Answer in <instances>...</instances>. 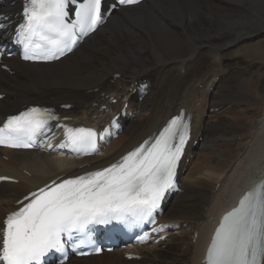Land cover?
<instances>
[{"label": "bare ground", "instance_id": "obj_1", "mask_svg": "<svg viewBox=\"0 0 264 264\" xmlns=\"http://www.w3.org/2000/svg\"><path fill=\"white\" fill-rule=\"evenodd\" d=\"M21 1L2 0L0 15L13 21L19 17ZM263 39L264 0H145L116 12L78 52L56 63L32 65L17 58L8 60L12 74L0 71V93L5 95L0 101V120L36 101L55 105L63 116L87 125H95L96 118L111 112L120 113L126 104L127 114L134 113L136 106L140 116L125 117L124 133L103 155L84 161L58 155L56 148L49 154L0 150V175L19 179L18 184L0 185V228L4 215L28 192L60 176L114 163L157 135L185 109L192 127L187 154L196 153L197 146L202 162L190 170L183 162L179 192L165 204L162 222L168 225L170 238L160 245L139 247L141 261H126L120 252H113L75 258L67 264H200L221 216L264 181V151L260 153L264 103L263 112L250 115L254 129L248 137L254 139L247 148L228 151L225 156L214 143L224 140L229 145L248 131L236 106L241 105L247 113L252 91L247 89L246 95L240 92L247 84L234 82L230 65L244 51L263 56L261 45L246 46ZM231 52L234 58L227 60ZM260 63L264 66V60ZM254 65L258 63L248 66ZM151 74L156 75L154 85ZM141 86H145L144 92ZM135 93L140 96L138 105H134ZM172 96L177 97L175 103L170 102ZM114 98L116 105L111 104ZM227 103L231 104L227 110L206 119L210 109L220 110ZM1 153L9 159L3 160ZM92 161L94 166L79 170Z\"/></svg>", "mask_w": 264, "mask_h": 264}, {"label": "snow or ice", "instance_id": "obj_2", "mask_svg": "<svg viewBox=\"0 0 264 264\" xmlns=\"http://www.w3.org/2000/svg\"><path fill=\"white\" fill-rule=\"evenodd\" d=\"M139 3L140 0H117L120 6ZM70 6L74 8L72 14ZM22 16L23 21L14 30V41L23 46L22 58L31 61L60 59L106 18L103 0H24ZM5 19L10 18L0 15V30L9 27ZM53 121L64 131V140L56 146L59 149L75 155L99 151L94 129L60 124L52 110L41 107L8 117L0 126V146H42L38 141L51 131ZM189 132V119L181 112L154 142L145 141L109 167L59 183L52 181L29 193L17 202L22 206L4 218L0 264H46V258L54 254H60L59 264H64L69 247L77 255L91 254L80 251L84 247L95 253L102 250L93 239L95 225L155 224V213L165 194L176 188L177 168ZM103 138L104 134H99V139ZM47 147L53 145L48 143ZM9 179L0 176V181ZM165 227L151 231L163 232ZM149 238L150 233L145 232L138 242L145 243ZM206 264H264V181L222 217L207 249Z\"/></svg>", "mask_w": 264, "mask_h": 264}, {"label": "rangeland", "instance_id": "obj_3", "mask_svg": "<svg viewBox=\"0 0 264 264\" xmlns=\"http://www.w3.org/2000/svg\"><path fill=\"white\" fill-rule=\"evenodd\" d=\"M260 45L263 47V50H264V39L261 40L259 43L258 42L254 43V44L251 43V44H247L246 46L251 48L252 46L259 47ZM243 49H245V48H243ZM229 55L230 56H228L227 60H231V58H234L235 53L231 52ZM237 56L238 57L236 58V61H234L230 65V68H231L230 71L233 74L234 82L235 83L244 82L245 84H247L246 87H240L239 90H240V92H242V93H244L246 95L247 94V89H249L250 91H252L253 99H249L250 102H251V105L248 106L249 108L247 107L248 108L247 113H246V110L244 108H242L241 105H237L236 106V109L239 110L238 112H240V115L243 113L241 119H243V121L247 124V130L248 131H247V133H245L246 135L244 134L245 137H243L244 135L243 136H238L235 139H233V142L231 144H229V145H226L227 142L224 141V140H219V141L218 140H214V143L216 145H220V146H217V147H219L220 152L223 155H225V156H227L228 151H232V150H235V149L240 150L242 148H247V146H249L248 144L253 142V140H252V139H254V138H252L253 136L248 137L250 135V133H251V132H249V130L254 129V127H252V123H251L254 120L251 119L250 115H251L252 112H258V113L261 112V111L263 112V108L262 107H263V103H264V95H262L261 92L264 90V66H260V64H261L260 62H262L264 60V55L261 56L259 54H255V53H253V50H250V51H246V52L244 51V53L242 52L241 54H239ZM252 63H258V65H256V66L254 65L252 67H249L248 65L252 64ZM229 73L230 72H228V75H230ZM228 75L226 76V78L229 77ZM153 76H155V77H153ZM150 77H151V80L153 82V85L156 84V82H157V79H155L156 75L155 74L154 75L151 74ZM144 87L145 86H143V87L141 86L142 92H144L146 90V89H144ZM5 92L8 93L7 92V88L5 89ZM134 97H135L134 105H138L140 96H138V94L135 93ZM151 98H152L153 101L159 102L158 99L153 98V97H151ZM114 99H117V98H114ZM176 100H177V97H173L172 96L170 98V102L171 103H175ZM162 103L166 104L165 101H162ZM230 105H231L230 103H227L226 105L224 104V106L220 110H212V109H210L209 113L206 114L207 115L206 119L207 120H209V119L212 120L213 118H211L210 116L213 117L215 114H218V113H220V112H222L224 110H227ZM133 108H136L135 109V112H136L135 115H138V116L135 117V118H138L140 116L137 113L138 112L137 111L138 108L136 106L133 107ZM147 109H149V107L146 108V110ZM214 111H216V112H214ZM248 111H249V113H248ZM219 142H220V144H219ZM258 143H259V139H258ZM195 145H197V143ZM239 145H241V146H239ZM244 145H245V147H244ZM196 147H194L196 153L194 152V154H189L188 155V162H186V164H185L186 165V167H185L186 170H188V169L190 170V169L196 168L197 167L196 163L199 164L200 162H202V159L200 158L202 156V154H201V152H198L196 150ZM239 147H241V148H239ZM263 151H264V146L262 147L260 153H263ZM204 154H206V153H204ZM255 154H256V150L254 151L253 155L250 154L248 156L247 160L245 161L244 167H247V163L249 164V162H251V158ZM217 191H218V188L215 189V192H217ZM72 263L75 264V262H72Z\"/></svg>", "mask_w": 264, "mask_h": 264}]
</instances>
